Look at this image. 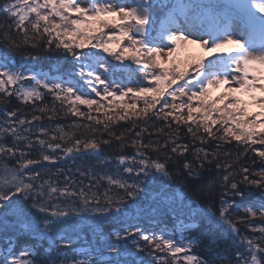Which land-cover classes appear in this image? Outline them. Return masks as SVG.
<instances>
[{"label": "snow or ice", "instance_id": "snow-or-ice-1", "mask_svg": "<svg viewBox=\"0 0 264 264\" xmlns=\"http://www.w3.org/2000/svg\"><path fill=\"white\" fill-rule=\"evenodd\" d=\"M0 10V264H264V0Z\"/></svg>", "mask_w": 264, "mask_h": 264}, {"label": "trees", "instance_id": "trees-1", "mask_svg": "<svg viewBox=\"0 0 264 264\" xmlns=\"http://www.w3.org/2000/svg\"><path fill=\"white\" fill-rule=\"evenodd\" d=\"M5 2V0H0V5H2L3 3ZM4 19V12L2 11V10H0V20H3ZM194 56H199V55H207L205 52H203V51H199V52H196V53H192ZM223 89H221V90H218V91H216V93H214V95L212 94V92H211V94L213 95V96H215V95H217L218 94V92L219 91H222ZM45 103H51V97L50 96H46L45 97V101H44ZM16 102L15 101H13V104H15ZM59 122L60 123H65V124H67V123H70L71 122V120L70 119H60L59 120ZM127 126H130V125H128L127 124V122H124V121H121L120 122V130H123V128L124 127H127ZM53 127H54V124H53ZM118 134V133H117ZM233 144H235V142H233ZM129 151H131V149L129 148L128 149ZM71 162H69V164H70ZM61 165H57V167H60Z\"/></svg>", "mask_w": 264, "mask_h": 264}, {"label": "rangeland", "instance_id": "rangeland-1", "mask_svg": "<svg viewBox=\"0 0 264 264\" xmlns=\"http://www.w3.org/2000/svg\"><path fill=\"white\" fill-rule=\"evenodd\" d=\"M188 47L191 49L192 53H196V52H199V51H203L204 52V50L202 48H200L198 45H189ZM221 89H223V88H221ZM221 89H219V90H221ZM216 91H218V90L213 89L212 90V94L214 95V93H216Z\"/></svg>", "mask_w": 264, "mask_h": 264}]
</instances>
